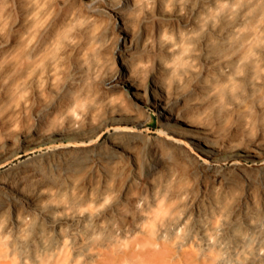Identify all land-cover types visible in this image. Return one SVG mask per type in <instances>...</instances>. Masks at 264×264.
Segmentation results:
<instances>
[{"label":"bare ground","instance_id":"bare-ground-1","mask_svg":"<svg viewBox=\"0 0 264 264\" xmlns=\"http://www.w3.org/2000/svg\"><path fill=\"white\" fill-rule=\"evenodd\" d=\"M5 166L0 264H264V0H0Z\"/></svg>","mask_w":264,"mask_h":264},{"label":"rangeland","instance_id":"rangeland-1","mask_svg":"<svg viewBox=\"0 0 264 264\" xmlns=\"http://www.w3.org/2000/svg\"><path fill=\"white\" fill-rule=\"evenodd\" d=\"M81 2H84V3H86L87 2V0H80ZM116 55V63L115 64H117L118 66H119V56L117 55V54H115ZM157 115H154V125H153V128H156V127H158V124H157ZM24 156H26V155H24ZM24 156H22L21 157V159L24 157ZM20 158H17V159H15L13 162H11L10 164H13L14 162H16V161H18ZM8 166V165H7ZM7 166H5V167H3L2 169H0V173H2L5 169H6V167Z\"/></svg>","mask_w":264,"mask_h":264}]
</instances>
